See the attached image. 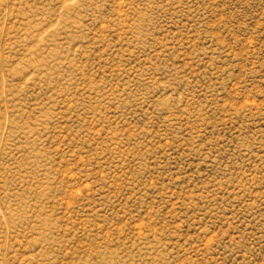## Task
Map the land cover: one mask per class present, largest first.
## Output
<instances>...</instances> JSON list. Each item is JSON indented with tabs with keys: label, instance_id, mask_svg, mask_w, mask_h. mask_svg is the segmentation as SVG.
<instances>
[{
	"label": "rangeland",
	"instance_id": "374dc122",
	"mask_svg": "<svg viewBox=\"0 0 264 264\" xmlns=\"http://www.w3.org/2000/svg\"><path fill=\"white\" fill-rule=\"evenodd\" d=\"M0 264H264V0H0Z\"/></svg>",
	"mask_w": 264,
	"mask_h": 264
}]
</instances>
